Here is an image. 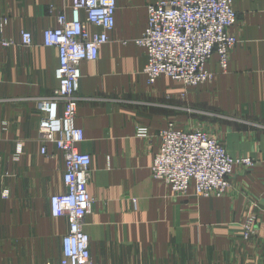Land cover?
<instances>
[{
  "label": "crops",
  "instance_id": "1",
  "mask_svg": "<svg viewBox=\"0 0 264 264\" xmlns=\"http://www.w3.org/2000/svg\"><path fill=\"white\" fill-rule=\"evenodd\" d=\"M156 0H117L116 25L99 57L83 61L76 125L80 149L91 155L89 193L94 200L83 225L93 260L100 264H264V0H235L239 38L227 71L214 55L211 83L183 85L167 75L153 84L144 69L145 48L136 44ZM71 0H0L5 37L0 47V264H61L66 217H54L50 198L64 192L63 152L39 133L38 99L58 87V51L43 44V30L57 24ZM94 30L95 28L92 27ZM30 31L34 43H20ZM209 128L239 165L222 197L176 196L152 175L159 133ZM145 126L147 136L138 135ZM216 129V130H215ZM217 131V132H216ZM56 138L58 135H55ZM46 146L47 153L41 152ZM255 206L251 208V204ZM257 216L248 242L241 222Z\"/></svg>",
  "mask_w": 264,
  "mask_h": 264
},
{
  "label": "built area",
  "instance_id": "2",
  "mask_svg": "<svg viewBox=\"0 0 264 264\" xmlns=\"http://www.w3.org/2000/svg\"><path fill=\"white\" fill-rule=\"evenodd\" d=\"M235 0H156L148 5V25L136 39L147 54L145 73L153 84L161 75L180 82L185 88L212 82L215 73L207 63L216 53L226 70L236 38L229 29L237 23ZM72 16L65 11L57 25L43 30V44L58 51V87L48 97L38 99L41 113L39 133L54 141L64 154V192L50 198L54 217H66L69 230L62 238L61 264H100L93 260L90 237L84 230L86 216L94 200L89 193L91 155L80 149L84 130L76 125L81 63L96 60L116 25L117 0H71ZM0 23V47L16 43L5 37ZM95 28L94 30L92 29ZM22 46H31L34 35L21 32ZM185 96V92L182 93ZM55 135H58L56 138ZM138 135L147 136L145 126ZM161 144L151 168L155 179L166 182L174 195L222 197L230 189L229 177L239 165L253 166L249 156L236 157L225 145L200 128L177 129L174 123L160 131ZM41 152L47 153L46 146ZM9 189L0 195L8 198ZM251 208L255 203L251 204ZM256 216L248 211L241 222V235L249 241L256 232Z\"/></svg>",
  "mask_w": 264,
  "mask_h": 264
},
{
  "label": "rangeland",
  "instance_id": "3",
  "mask_svg": "<svg viewBox=\"0 0 264 264\" xmlns=\"http://www.w3.org/2000/svg\"><path fill=\"white\" fill-rule=\"evenodd\" d=\"M153 2H154V1H153ZM151 3H152V2H151ZM236 11H237V10H236ZM237 15H238V11H237ZM5 20H6V19H5L3 16H0V23H3V25H6V21H5ZM237 21H238V20H237ZM56 25H57V24H56ZM233 26H234V25H233ZM233 26H232V27H233ZM50 27H52V26H50ZM232 27H231V28H232ZM47 28H48V27H47ZM231 28L229 29V32L232 33V35H234L235 38H236V40H237L236 45L234 46V48H235V47L238 45V43H239L240 40H239V38L237 37L236 34H234L233 32H231ZM139 38H140V37H139ZM137 39H138V38H137ZM135 40H136V39H135ZM143 48H144V47H143ZM145 50H146V49H145ZM214 55H217V54L214 53L213 56H214ZM213 56H212V57H213ZM217 56H218V55H217ZM230 57H231V52H230ZM211 59H212V58H211ZM211 59H210V60H211ZM210 60H209V62H210ZM218 61H219V57H218ZM209 62H208V63H209ZM229 62H230V58H229ZM229 62H228V66H229ZM208 63H207V68H208ZM219 64H220V63H219ZM208 69H209V68H208ZM221 69H222V71H227L228 68H227L226 70H224L223 68H221ZM209 70H210V69H209ZM210 71H211V70H210ZM212 72H213V71H212ZM147 77H148V76H147ZM215 78H216V73H215ZM215 78H214V80H215ZM147 79H148V78H147ZM214 80H213V81H214ZM156 81H157V80H156ZM213 81H212V82H213ZM207 83H211V82H207ZM203 84H205V83H203ZM200 85H201V84H200ZM197 86H198V85H197ZM183 87H184V86H183ZM189 87H191V86H189ZM187 88H188V87H187ZM187 88L184 87V90H183V92H185V95H186V89H187ZM183 92H182V93H183ZM182 93H181V95H182ZM40 115H41V113H40ZM173 123H174V122H173ZM174 126H175V123H174ZM175 127H176V126H175ZM193 128H200V129H203V130L207 131V133H208L210 136H212V137L218 139L219 142H221L223 145H225V143L222 141L221 137H220V136H217L213 131H211V129H209V128L207 129V128H204V127H202V126H195V127H193ZM188 129H192V128H188ZM215 130H216V129H215ZM216 132H217V131H216ZM159 134H160V133H159ZM159 136H160V135H159ZM160 140H161V138H160ZM160 144H161V142H160ZM225 148L227 149L226 146H225ZM227 151H228V149H227ZM228 152H229V151H228ZM229 153H230V152H229ZM230 154H231V153H230ZM249 157H250V156H249ZM251 158H252V157H251ZM254 163H255V160H254ZM253 165H254V164H253ZM229 183H230V187H231V176L229 177ZM3 190H4V189H3ZM3 190H2V191H3ZM2 191H0V193H1ZM190 192H192V190H191ZM190 192H189V193H190ZM192 193H193V192H192ZM3 198H4V197H3ZM255 216H256V215H255ZM256 218H257V216H256ZM256 223H257V219H256ZM241 236H242V235H241ZM242 239H243V237H242ZM251 239H252V238H251ZM251 239H250V240H251ZM243 240H244V239H243ZM250 240H249V241H250ZM244 241L248 242L247 240H244Z\"/></svg>",
  "mask_w": 264,
  "mask_h": 264
}]
</instances>
